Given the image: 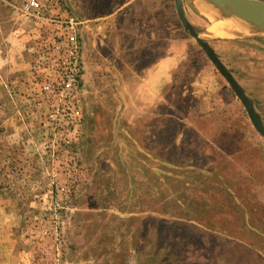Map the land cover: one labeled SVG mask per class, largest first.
<instances>
[{
  "label": "rangeland",
  "instance_id": "rangeland-1",
  "mask_svg": "<svg viewBox=\"0 0 264 264\" xmlns=\"http://www.w3.org/2000/svg\"><path fill=\"white\" fill-rule=\"evenodd\" d=\"M22 1L0 0V264H264V136L223 76L188 117L141 111L108 63L120 0H60L75 42ZM239 40L216 47L264 117V38Z\"/></svg>",
  "mask_w": 264,
  "mask_h": 264
},
{
  "label": "crops",
  "instance_id": "crops-1",
  "mask_svg": "<svg viewBox=\"0 0 264 264\" xmlns=\"http://www.w3.org/2000/svg\"><path fill=\"white\" fill-rule=\"evenodd\" d=\"M186 6L190 22L197 24L196 21L206 18L202 12H196L189 6L191 12H188ZM105 19L108 63L117 70L122 84L135 89L133 95L142 102L141 111H146V106L150 104L155 108L153 113L156 115L188 117L190 113L183 112L185 105L196 99L201 100L203 93L209 90L215 93V103L220 102L221 96L214 86L224 77L185 30L174 0H120ZM210 35L213 37L210 44L230 68L229 60L224 59L226 54L217 47L241 44L239 39L243 37L224 38L215 33ZM239 48L235 44V49ZM153 84H161L162 87L158 94L152 96L149 88L147 92V86ZM204 101L215 105L212 99Z\"/></svg>",
  "mask_w": 264,
  "mask_h": 264
},
{
  "label": "water",
  "instance_id": "water-1",
  "mask_svg": "<svg viewBox=\"0 0 264 264\" xmlns=\"http://www.w3.org/2000/svg\"><path fill=\"white\" fill-rule=\"evenodd\" d=\"M176 12L185 30L198 42L218 72L228 82L234 93L245 107L254 128L264 136V120L256 109L253 99L246 93L241 83L236 79L233 72L221 60L218 53L206 40L205 32L196 27L187 17L185 5L196 12L201 13L202 5H210L213 10L220 11L219 14H229L242 19L248 26H252L253 32L241 35L242 37L264 38V1L263 0H174ZM218 14V15H219ZM204 15V14H203ZM205 16V15H204ZM206 17V16H205ZM211 24L213 22L206 17Z\"/></svg>",
  "mask_w": 264,
  "mask_h": 264
},
{
  "label": "built area",
  "instance_id": "built-area-1",
  "mask_svg": "<svg viewBox=\"0 0 264 264\" xmlns=\"http://www.w3.org/2000/svg\"><path fill=\"white\" fill-rule=\"evenodd\" d=\"M60 0H23L19 4V10L34 19L48 20L52 26L60 30H69L72 40L75 42V33L78 25V20L66 14H60ZM77 64V61L75 60ZM75 83V80L69 84Z\"/></svg>",
  "mask_w": 264,
  "mask_h": 264
},
{
  "label": "bare ground",
  "instance_id": "bare-ground-1",
  "mask_svg": "<svg viewBox=\"0 0 264 264\" xmlns=\"http://www.w3.org/2000/svg\"><path fill=\"white\" fill-rule=\"evenodd\" d=\"M200 9L213 22L212 31L217 36L230 38L253 32L252 26H248L242 19L231 14L223 17V15L219 14L220 11L213 10L210 5H202Z\"/></svg>",
  "mask_w": 264,
  "mask_h": 264
}]
</instances>
